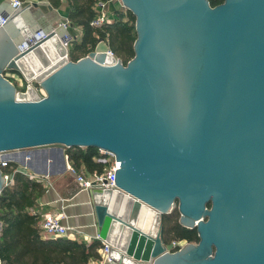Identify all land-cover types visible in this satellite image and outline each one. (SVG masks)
I'll return each mask as SVG.
<instances>
[{
    "label": "water",
    "instance_id": "water-1",
    "mask_svg": "<svg viewBox=\"0 0 264 264\" xmlns=\"http://www.w3.org/2000/svg\"><path fill=\"white\" fill-rule=\"evenodd\" d=\"M123 1L138 33L126 64L105 40L73 60L55 29L31 42L13 16L0 25V193L7 151L97 146L119 159L118 187L91 192L122 257L264 264V0ZM176 206L200 240L173 250L162 218Z\"/></svg>",
    "mask_w": 264,
    "mask_h": 264
},
{
    "label": "trees",
    "instance_id": "trees-1",
    "mask_svg": "<svg viewBox=\"0 0 264 264\" xmlns=\"http://www.w3.org/2000/svg\"><path fill=\"white\" fill-rule=\"evenodd\" d=\"M57 5L60 0H51ZM71 10L69 20L81 28L79 36L69 42V57L73 60L94 50L100 40H105L110 49L126 64L134 55V43L138 36L136 15L131 9L115 8L108 21L95 26L92 21L98 16L97 4L100 0H69ZM111 1V0H103ZM224 0H210L212 5ZM15 72L21 77L24 74ZM13 81L14 78H12ZM38 85L39 83L35 81ZM26 86L24 85L23 88ZM65 152L73 166L87 167L102 171L108 165L100 159L97 146L71 145ZM15 161L2 165L3 173L12 172L14 180L5 184L0 193V260L2 264H87L90 258L100 257L102 241H90L68 236H46L43 229V215L37 210L39 198L46 192L45 182L37 180L29 173L14 169ZM211 203H209L210 205ZM180 210L176 206L163 215L165 241H199L197 227H188L180 222ZM180 245L173 247L176 250Z\"/></svg>",
    "mask_w": 264,
    "mask_h": 264
},
{
    "label": "crops",
    "instance_id": "crops-1",
    "mask_svg": "<svg viewBox=\"0 0 264 264\" xmlns=\"http://www.w3.org/2000/svg\"><path fill=\"white\" fill-rule=\"evenodd\" d=\"M12 1L0 0V16H13L11 27L14 30H20L25 25L32 30V36L40 30L50 31L55 29L57 33L54 37L57 38V45H61L59 39L65 32L71 33L72 36L80 35L81 28L69 20L71 1L60 0L59 4L54 5L51 0H23V5L19 7H15ZM115 8H119L117 0H111L109 6L111 14H113ZM19 9L24 12L17 15L16 13ZM67 20L69 23L65 28L62 23ZM22 73L24 74L23 77L15 72H10L8 75L5 72L6 76L11 80L12 78L16 80V83L12 81L17 88H22L21 86L30 82L27 74L25 72ZM37 89L42 94L41 90ZM24 151L27 152L28 149ZM63 151L65 158L62 155L61 148L57 145L32 148V155L30 156L19 149L7 151L6 158L9 161L17 162L18 166L26 168L28 173L45 177L43 182H45L47 190L38 200V211L43 214L63 209L66 214L63 222L71 228L67 236L90 241L99 234L92 192L91 189L82 188L76 178V174L71 170L73 165L66 155L65 148ZM77 169L92 172L85 166ZM100 248L99 253H101ZM114 252L117 255L114 264H136L135 260L122 257L117 251ZM99 258H90L87 264H112L110 262H101ZM0 264H2L1 260Z\"/></svg>",
    "mask_w": 264,
    "mask_h": 264
},
{
    "label": "built area",
    "instance_id": "built-area-1",
    "mask_svg": "<svg viewBox=\"0 0 264 264\" xmlns=\"http://www.w3.org/2000/svg\"><path fill=\"white\" fill-rule=\"evenodd\" d=\"M13 5L15 7H19L23 5V0H13ZM108 3L109 1H103L100 0L97 4L99 14L98 16L92 21V24L95 26H101L104 22L108 21L110 18V12L108 11ZM8 19V16H0V25L5 23ZM69 21H65L62 23V25L66 28L68 26ZM47 32L43 33L40 31H37L33 36L30 37L31 42H35L37 40L38 36H46ZM72 34L69 32H65L60 37L61 43L63 44L64 48L69 50V42L72 39ZM53 39V38H52ZM112 51V50H111ZM113 52V51H112ZM69 55V54H68ZM100 151V159L104 162H106L108 165L105 167L104 170L98 171L94 170L92 172L90 171H80L75 166H71V170L76 174V178L78 182L81 184L82 188L85 189H92L94 186H99L102 188H116L118 187L117 184L114 183L113 180V171L114 168L120 167V165H116V161H119V159H115L114 153L110 150L99 148ZM9 160L3 159L1 161L2 165H8ZM20 170L23 172L28 173L26 168H22L20 166H17L14 171ZM5 177L6 184L12 183L14 180L13 177V171L3 173ZM31 177L44 181L45 177L39 174L29 173ZM43 215V229L44 234L46 236H52V237H58V236H67L69 234V230L71 229L69 225L65 224L63 222V218L66 216L63 209L60 211H49L42 214ZM96 238L100 239L102 241L101 245V253H100V261L101 262H110L114 264L116 262V249H114V246L112 243L108 242L105 239H102L100 235L98 234ZM180 241H173L172 247H175L176 245H182L180 244ZM118 252V251H117ZM119 253V252H118Z\"/></svg>",
    "mask_w": 264,
    "mask_h": 264
},
{
    "label": "rangeland",
    "instance_id": "rangeland-1",
    "mask_svg": "<svg viewBox=\"0 0 264 264\" xmlns=\"http://www.w3.org/2000/svg\"><path fill=\"white\" fill-rule=\"evenodd\" d=\"M111 2V1H110ZM110 2L108 3V11H109V6H110ZM117 4H118V7L119 8H123V9H127V6L124 4V1L123 0H117ZM129 9V8H128ZM110 12V11H109ZM57 38L56 37H54L53 39H52V42H53V44L55 45V47L58 49V50H64L65 48H64V46H63V44L61 43V40L59 39V41H60V43H61V45H57ZM68 47H69V45H68ZM39 83V82H38ZM27 84H28V82L27 83H25V86H27ZM33 84L37 87V88H39L40 90H41V92H42V95H45L46 94V91H45V89H43L42 88V86H40V84H36L35 83V80H33ZM22 88H23V86H21ZM186 243V241H181V243L180 244H182V245H184ZM173 249V248H172Z\"/></svg>",
    "mask_w": 264,
    "mask_h": 264
}]
</instances>
